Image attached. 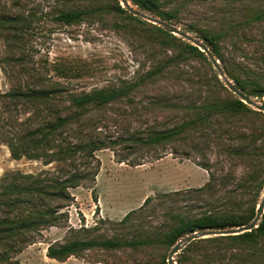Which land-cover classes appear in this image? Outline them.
I'll return each mask as SVG.
<instances>
[{
  "label": "rangeland",
  "instance_id": "374dc122",
  "mask_svg": "<svg viewBox=\"0 0 264 264\" xmlns=\"http://www.w3.org/2000/svg\"><path fill=\"white\" fill-rule=\"evenodd\" d=\"M4 1L0 0V9ZM13 1L16 0H10ZM17 1L18 6L14 9L24 14L28 10L37 13L25 34L27 58L33 60L31 65L34 62L38 67L39 63L45 65L43 74L53 80L60 77L54 73L52 65L65 67L68 75L60 79L72 91H88L132 81L155 63L163 62L166 56L177 52L176 48L151 42L146 29L140 24L134 25L123 14L103 11L108 0ZM262 6L264 0H173L168 8H176L178 15L169 24L184 28L189 36L200 39L197 32L188 30V24L225 31L228 19L233 24L238 23L235 30L221 38L222 49L264 82V22H244L248 11ZM67 8L92 10V13L71 25L51 22L49 13ZM139 11L155 17L146 10ZM8 54L0 37V92L8 90L11 85L10 77L3 69ZM18 69L8 67L7 71ZM211 74L208 65L199 58L189 57L171 65L157 82L137 91L130 104L119 102L100 113L109 122L105 135L113 139L133 131L143 132L151 126H173L194 116L195 109L189 110L185 106L203 103L213 96L211 93L216 90L205 85L210 82ZM218 91L225 95L223 90ZM164 103L176 107L165 108ZM245 121L240 116L216 117L210 125L184 132L182 137L165 145L139 148L128 155V160L143 158L140 165L117 161L127 152L121 149V145L97 151L100 166L95 181L69 189L72 200L62 209L67 212V219L58 226L35 233L31 243L13 254L14 259L20 264H168L172 246L161 240L180 218L189 219L215 210L245 206L247 192L237 186L245 166L239 160H230L225 153L226 142L236 145L239 141L232 137L235 133L231 135L229 132L227 136L225 128L234 126L240 131ZM255 145L256 152L264 154L260 139ZM156 153H161L162 157L153 159ZM187 160L206 166L209 185L205 189L197 190L200 186L181 184L188 176H197L191 165H182ZM55 165L54 162L44 165L41 160L25 157L12 159L8 147L0 142V177L9 171H51ZM146 197L149 201L143 204ZM100 199L105 200L108 210L117 208V213L103 215L98 205ZM128 212V218L120 222ZM75 238H142L147 243L116 250L92 248L62 261L47 256L49 244ZM182 249L173 255L174 264H182L179 263ZM190 258L188 264H264V242L243 244L227 239L214 243L199 242Z\"/></svg>",
  "mask_w": 264,
  "mask_h": 264
},
{
  "label": "trees",
  "instance_id": "16d2710c",
  "mask_svg": "<svg viewBox=\"0 0 264 264\" xmlns=\"http://www.w3.org/2000/svg\"><path fill=\"white\" fill-rule=\"evenodd\" d=\"M172 1L130 0L138 9L146 10L166 23L178 15L176 8H168ZM17 6V0H5L0 9V37L10 53L4 59L7 67L3 65V69L9 75L11 84L8 90L0 92V142L8 147L12 159L25 157L41 160L44 165L53 162L56 165L51 171H9L0 177V264H20L14 259V253L31 243L35 233L58 226L67 219V212L62 209L72 200L69 189L83 186L87 181H95L100 166L97 151L121 145V149L127 152L121 154L117 161L140 165L143 158L128 160V155L139 148L152 149L165 145L182 137L184 132L210 125V121L216 117L228 119L240 116L246 120L240 131H236L234 126L225 128L227 136L229 132L231 135L235 133L232 137L239 140L236 145L226 142L225 153L230 160H239L245 166L237 186L245 188L247 202L245 206L235 209L215 210L189 219L180 218L164 233L161 241L173 246L179 239L196 230L233 228L251 222L264 186V154L257 153L255 145L260 139L264 147V112L253 109L232 93L203 51L163 27L139 19L122 7L119 0H108L103 5V11L123 14L134 25H142L151 42L176 48L177 52L166 56L163 62L155 63L132 81L88 91H72L60 79L68 75L65 67L52 65L54 73L60 77L53 80V77L43 74L45 65L39 63L42 68L36 66L37 62L31 65L33 60L27 58L25 34L37 13L28 10L24 14L14 9ZM91 13L92 10L67 8L57 9L49 13L48 17L54 24L71 25L81 22ZM246 15V23L264 22V6L250 10ZM236 24L228 19L225 31H214L194 24H188L187 28L197 32L235 87L246 95L261 98L264 96V82L260 81V76L250 74L241 62L222 49L221 38L235 30ZM189 57L199 58L208 65L212 74L210 82L205 85L216 90L205 102L185 106L189 110L195 109L194 116L173 126H151L143 132L133 131L113 139L105 135L109 122L100 115L102 111L119 102L130 104L137 91L157 82L168 67ZM8 67L19 69L9 72ZM219 89L225 92L224 96L220 95ZM163 106L176 107L171 103H164ZM161 157V153H156L153 159ZM198 165L207 170L206 166ZM208 185L206 182L197 190H203ZM148 201L149 197H146L143 204ZM128 216L129 212L120 222ZM225 239L243 244L264 242V212L257 227L250 231L192 240L182 249L179 263L190 262V254L199 242L214 243ZM146 243L147 240L142 238H75L49 244L46 254L62 261L92 248L116 250Z\"/></svg>",
  "mask_w": 264,
  "mask_h": 264
},
{
  "label": "water",
  "instance_id": "95a60500",
  "mask_svg": "<svg viewBox=\"0 0 264 264\" xmlns=\"http://www.w3.org/2000/svg\"><path fill=\"white\" fill-rule=\"evenodd\" d=\"M122 7L126 8L129 12L133 13L134 15H139L144 17L150 21L157 23L158 25L162 26L168 32L181 36L191 41V43L197 46L201 51H203L206 56L208 57L209 61L212 63L214 69L218 72L219 77L223 80L225 86L234 93L241 101L246 103L247 105L251 106L253 109L264 112V96L261 98L252 97L242 93L237 87H235L233 81L229 79L226 74L223 72L219 60L213 56L211 51L209 50L208 46L203 42L202 39H196L188 35L184 28H179L175 25L166 23L165 21L159 19L158 17L147 16L142 14L137 7H135L130 0H119ZM264 212V186L263 191L260 197V200L256 206V212L254 218L248 224L233 227V228H223V229H201L196 230L190 234L179 239L170 249L167 262L168 264H174L173 255L178 253L184 246H186L189 242L195 239H199L202 237H210L216 235H234L239 234L245 231H250L253 228L257 227L258 222L261 219V215Z\"/></svg>",
  "mask_w": 264,
  "mask_h": 264
},
{
  "label": "crops",
  "instance_id": "0c3cea01",
  "mask_svg": "<svg viewBox=\"0 0 264 264\" xmlns=\"http://www.w3.org/2000/svg\"><path fill=\"white\" fill-rule=\"evenodd\" d=\"M184 164L191 165L192 169L194 170L197 176L196 177L188 176L187 178L182 180L181 184H184L187 187H196V186H202L207 181L208 172L205 168L201 167L195 162H192L191 160H187V162H182V165ZM97 180H98V176H97ZM98 205L101 208L103 215L111 216L117 213V208H114L115 210H108V206L106 205L105 200L100 199V203Z\"/></svg>",
  "mask_w": 264,
  "mask_h": 264
}]
</instances>
